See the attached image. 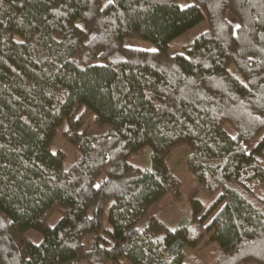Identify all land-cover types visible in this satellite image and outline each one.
<instances>
[{
    "label": "trees",
    "instance_id": "1",
    "mask_svg": "<svg viewBox=\"0 0 264 264\" xmlns=\"http://www.w3.org/2000/svg\"><path fill=\"white\" fill-rule=\"evenodd\" d=\"M180 1L0 0V264H192L209 234L208 264H264V0ZM182 146L197 190L169 227L149 210L184 200Z\"/></svg>",
    "mask_w": 264,
    "mask_h": 264
},
{
    "label": "rangeland",
    "instance_id": "2",
    "mask_svg": "<svg viewBox=\"0 0 264 264\" xmlns=\"http://www.w3.org/2000/svg\"><path fill=\"white\" fill-rule=\"evenodd\" d=\"M109 0H101L100 5L103 7L105 6ZM194 0H181L180 6L186 7L192 4ZM231 20L237 24V20L230 16ZM79 25L87 29L82 22H79ZM208 27L207 20H203L198 23L196 26L182 34L181 36L174 39L169 46V52L174 54L176 52H183L185 51L186 47L189 46L190 42L193 41L199 34L204 32ZM88 30V29H87ZM124 44L130 47L142 48V49H149L154 50L157 48V45L149 40H144L140 38H132L128 37L124 40ZM93 117H91L87 123L83 126V129L88 133H97L100 131H104V129H100L96 126L93 122ZM67 125L64 124L62 127L58 129L56 138L54 143L52 144V150H61L65 154V162L64 165L66 168L71 166L81 155L79 149H77L64 135V131L66 130ZM225 128L231 133L235 134L234 129L230 124H226ZM257 141L254 140L251 143V146L255 144ZM187 150V146H182L181 148L175 150L173 156L170 159V167L175 171V174L182 180L183 183V194L184 200L182 201H174L171 195H166L163 199L158 201L157 203L153 204L150 208L149 212L150 215H156L159 219H161L167 226L174 227L177 223L178 219L187 214L190 209L189 201L192 196L195 194L197 190V185L195 182L194 175L186 169L185 164V153ZM133 164L139 166H146L149 163V156L147 155H139L131 159ZM222 206L216 210V212L211 216L210 220L213 219L221 210ZM59 220V214H55L52 218L50 223L54 225ZM108 218L106 216L105 222L107 224ZM28 235L35 241L39 242L41 235L36 233L34 230H30ZM211 234H209L195 249H193L194 256L187 258V261L196 264L198 261L209 263L212 261V253L218 249L215 243H207V240ZM124 264H128L127 261H124ZM255 264V263H252Z\"/></svg>",
    "mask_w": 264,
    "mask_h": 264
},
{
    "label": "snow or ice",
    "instance_id": "3",
    "mask_svg": "<svg viewBox=\"0 0 264 264\" xmlns=\"http://www.w3.org/2000/svg\"><path fill=\"white\" fill-rule=\"evenodd\" d=\"M109 2H111V0H109ZM237 27H239V25H237Z\"/></svg>",
    "mask_w": 264,
    "mask_h": 264
}]
</instances>
